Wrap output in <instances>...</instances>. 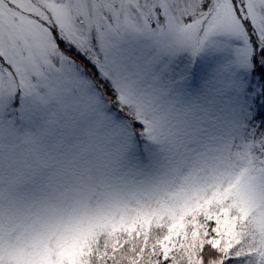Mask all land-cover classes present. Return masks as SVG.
Instances as JSON below:
<instances>
[{"label": "snow or ice", "instance_id": "snow-or-ice-1", "mask_svg": "<svg viewBox=\"0 0 264 264\" xmlns=\"http://www.w3.org/2000/svg\"><path fill=\"white\" fill-rule=\"evenodd\" d=\"M0 264H264V0H0Z\"/></svg>", "mask_w": 264, "mask_h": 264}]
</instances>
